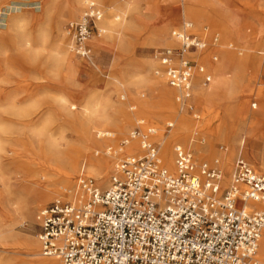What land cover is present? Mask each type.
I'll return each mask as SVG.
<instances>
[{"label": "rangeland", "instance_id": "rangeland-1", "mask_svg": "<svg viewBox=\"0 0 264 264\" xmlns=\"http://www.w3.org/2000/svg\"><path fill=\"white\" fill-rule=\"evenodd\" d=\"M67 1L72 0H0V264H32L33 257L28 256L21 240L36 236L42 253L39 211L64 188L73 186L80 175L92 176L107 186L119 158L133 154L126 146L122 152L118 149L139 120L157 128L158 142L160 135L169 134V122L175 123V129V118L184 120V132L172 143V149L182 144L194 152L197 162L214 164L218 160L224 185L230 182L239 155L256 172L264 173V0H209L204 8L208 14L199 22L182 16L178 24L180 28L185 19L192 21L196 33L207 34L208 46L197 57L200 63L204 64L205 53L207 63L227 61L219 71L205 64L212 81L204 85L202 80L204 87L218 89L222 79L234 76L233 68L239 70V82L252 87L238 100H228L217 90L212 103L216 119L209 125L195 88L190 101L193 109L181 111L178 90L169 86L155 57V51L175 42L171 37L175 27L168 36L162 32L167 14L156 8V0L154 6L152 0H131V9L125 14L108 10L110 4L122 0H92L102 10V18L109 15L114 20L117 14L121 19L115 32H103L102 38L93 31L90 59L71 51L68 24L79 14L63 10ZM163 1H178L174 6L181 13L187 0ZM231 10L237 17L235 23L229 17ZM218 11L227 18L222 23L216 16ZM234 26L237 32H230ZM214 35L218 42L213 41ZM25 40L28 45L22 44ZM64 52L77 63L74 69L59 63ZM214 56H218L216 61ZM170 88L172 94L166 95ZM165 102L172 108L166 109ZM98 106L113 117L123 112L122 127L94 129L98 123L89 111ZM228 108L237 111L235 118H228ZM86 127H90L88 137ZM97 130L111 135L99 136ZM194 131L204 143L192 140ZM231 144V158L226 163ZM221 145L225 150H220ZM196 146L203 148L206 157H200ZM110 147L114 150L111 156L105 154ZM70 152L80 156L77 173L67 180L61 169ZM45 184L54 185L52 198L33 200L28 189Z\"/></svg>", "mask_w": 264, "mask_h": 264}, {"label": "built area", "instance_id": "built-area-1", "mask_svg": "<svg viewBox=\"0 0 264 264\" xmlns=\"http://www.w3.org/2000/svg\"><path fill=\"white\" fill-rule=\"evenodd\" d=\"M102 17V10L91 2L80 20L68 24L72 51L92 56L90 40L93 31L104 32L97 26ZM171 37L176 45L158 49L155 57L169 86L178 90L181 111L193 109L195 75L202 74L204 85L212 81L210 71L196 59L209 38L196 33L189 21ZM212 39L218 42L219 37ZM145 125L139 120L129 138L121 141V146L138 141L140 151L117 161L105 188L94 177L80 175L39 211L42 255L59 264H259L264 173L239 155L230 184L223 187L220 162H197L194 152L182 144L173 147L171 172L163 163L157 128ZM174 127L169 122L168 133ZM194 139L205 141L198 131ZM219 148L225 150L223 145ZM113 153L112 147L105 152ZM249 200L263 208L248 209Z\"/></svg>", "mask_w": 264, "mask_h": 264}, {"label": "bare ground", "instance_id": "bare-ground-1", "mask_svg": "<svg viewBox=\"0 0 264 264\" xmlns=\"http://www.w3.org/2000/svg\"><path fill=\"white\" fill-rule=\"evenodd\" d=\"M97 1H100V0H97ZM91 2L96 3L95 1H92V0H86L84 2V8L85 9H83V12H81L82 14L80 13V0H72L69 2L67 1V3L63 6V10H68L69 15H73V16L81 14V17L79 19L77 18V20H80L86 11V7ZM176 3H178V1H173V2L168 3V2H165L163 0H156V8H158L161 11H165L167 14V17L164 20L162 28H161L162 32L165 34V36H168L167 34H168V31L170 30V28L172 29V27H175V29H178V27H179L178 24L180 23L182 16H183V18L190 17L194 21L199 22L203 18V16H206L208 14L205 12L206 10H204V8L208 7L209 0H187L186 2L182 3L181 13H177V11L175 9L174 5ZM121 13L125 14L126 12L121 11ZM216 16L220 17L219 18L220 23H222L224 21V19H227V18H224V16L219 11L216 12ZM229 17H231V16H229ZM120 19H121L120 15L116 14L114 20H111L110 16L108 15V16H106L100 20L98 27H99L101 32H103V31L107 32L108 31V33H113L119 27L120 24L116 23V22ZM77 20L75 19V21H77ZM175 29H173V30H175ZM223 29L227 30L226 27ZM230 32H237V27L234 26V30L232 29V30H230ZM102 36H103L102 33L98 34V37L102 38ZM257 38L260 39L259 37H257ZM22 44L28 45V41L25 40V42ZM201 51H203V50H201ZM200 52L196 53L197 57H198V54ZM90 58H92V56L88 57V59H90ZM70 59L71 58H70L69 54L67 52H64L62 54L61 59L58 61L61 65L69 64V68L74 69L76 67L77 63L71 61ZM202 61H203L204 65L207 64L208 67L216 68L218 71L221 70L222 68H224V65H226V62H227V61L226 62L222 61L220 63H215V62L207 63L206 53H205ZM152 65H154V64H152ZM233 69H236L234 76L230 80L229 79L228 80L222 79L220 81V83L217 84L218 89L217 88L210 89V88L204 87V85L202 84V74L201 73H199L197 76L194 77V88H195V91L199 97L200 103L203 104V109H204L205 115L207 117L206 121H205L206 125L211 124L216 119L215 115L213 114L212 103L217 98V95H218L217 90L222 91L223 97H225L228 100L242 99L246 92L248 93L249 91L252 90L250 83L249 84L248 83L242 84L241 82H239V77H238L239 76V70H238V68H233ZM170 94H172V88H170L166 92V95H170ZM104 98H102V99H104ZM191 100H192V98H191ZM164 105H165L166 109L172 108V105L168 102H165ZM256 107H257V104H256ZM236 112L237 111L233 112V109L232 110L229 108L226 109V115H228V118H230V119L235 118V115H237ZM160 113L162 114V110L160 111ZM89 115L92 117V119H94L98 123V127H94V129H103V128H107V127H111V126L122 127V122L125 118V115L123 112H120L118 114L119 117H113L110 114H108L107 112H105L103 109H101L100 106H98L93 111H89ZM175 121H176V128L172 129L169 134H162L159 137L161 139L160 142H163V148H162L163 163L167 168L174 170V171L170 170L171 172H175V162H173L174 152L172 149V143L181 137L180 134H182V132H184V129H185L184 120L175 118ZM104 132H105V130H97V135L98 134H99V136L100 135H103V136H106V135L110 136L111 135L109 132H105V133ZM84 133H85L86 137L90 136V127L89 128L86 127L84 129ZM131 141L128 143V145H124V146L120 145L118 151L122 152L124 150L125 146H126V149L130 152L132 151L133 154H134V152L138 151V149H140L138 141L137 142H135L136 140H133L132 142ZM232 147L233 146L231 144L230 150L227 153L226 163H229V161H230ZM80 149H82V148H80ZM202 149L203 148H200V147L196 148V150H198L200 157L205 155V153L203 152ZM209 150H211V149H209ZM212 152L213 151H211V153ZM208 154H210V153H208ZM79 156H80V154L76 155L75 153H71V152L66 155L65 160H64L65 163L61 169L62 170L61 174L63 177L67 178V180H68V178H72L77 173ZM124 156H126V155H124ZM204 157H206V156H204ZM262 167L264 169V162L262 164ZM223 180H224V174H223ZM223 180H222V186L228 187L230 182L227 185H224ZM97 182L100 185V187H102V188L106 187V185L101 184L99 180H97ZM38 186H39L38 189H36V188L35 189L34 188L28 189L29 190L28 194L33 200H34V198L35 199L40 198L43 201H46V200L52 198L53 191L55 190L54 185L45 184V185H38ZM64 189H66V188H64ZM246 205H247L248 209L263 208V205L261 203H258V202L252 201V200H249ZM31 215H32V213H31ZM21 241H22V246H24V248L28 251V256L33 257L31 259L32 264H57L56 258H50V257H48L49 259L40 258L42 253L39 251L40 243L38 242V239L36 238V236L28 235L27 237H23ZM258 257L260 260L259 264H264V231L262 232L261 239H260V247H259ZM2 264H10V263L4 262Z\"/></svg>", "mask_w": 264, "mask_h": 264}, {"label": "crops", "instance_id": "crops-1", "mask_svg": "<svg viewBox=\"0 0 264 264\" xmlns=\"http://www.w3.org/2000/svg\"><path fill=\"white\" fill-rule=\"evenodd\" d=\"M86 0H84L83 1V3H82V7H81V12H83V9H84V2H85ZM97 1V0H96ZM101 1H106V0H100V2ZM110 1H116V0H110ZM122 1H124L123 3H112V4H110L109 6H108V10H112V9H115V10H119V11H124V12H126V11H130V9H131V5H132V2H131V0H122ZM154 1L155 0H152V5L154 6ZM153 6H152V9H153ZM153 11H154V9H153ZM233 10H231V12H230V16H231V18H232V21L235 23L236 22V16H233ZM177 13H180V12H178L177 11ZM82 14V13H81ZM81 14L79 15V18H80V16H81ZM232 14V15H231ZM78 18V19H79ZM76 20H77V18H76ZM150 20V19H149ZM146 21H148L147 19H146ZM187 21H189V20H184L183 21V23L184 22H187ZM189 22H192V21H189ZM193 23V22H192ZM98 24V23H97ZM98 26V25H97ZM92 40V39H91ZM156 40V39H155ZM176 45V42H174V44L173 45H171V46H175ZM194 82V81H193ZM193 92H194V83H193ZM264 106V105H263ZM253 131V130H252ZM254 132V131H253ZM255 136H259L258 134H256Z\"/></svg>", "mask_w": 264, "mask_h": 264}]
</instances>
